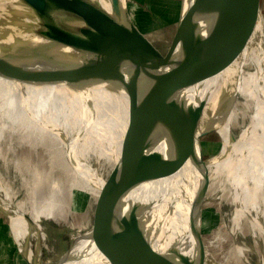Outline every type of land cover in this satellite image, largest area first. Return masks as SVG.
Returning a JSON list of instances; mask_svg holds the SVG:
<instances>
[{
	"label": "water",
	"instance_id": "obj_1",
	"mask_svg": "<svg viewBox=\"0 0 264 264\" xmlns=\"http://www.w3.org/2000/svg\"><path fill=\"white\" fill-rule=\"evenodd\" d=\"M20 1L29 8L25 16L33 18L20 22L29 37L0 41L1 76L78 91L102 84L123 92L128 102L110 156L86 160L96 194L71 189L67 220L57 221L54 250L45 248L41 219L20 211L30 230L22 244L14 240L26 263L213 264L204 235L214 222L213 208L205 203L216 197L228 201L231 194L223 186L212 195L208 165L221 157L217 127L233 108H245L241 74L258 68L264 76L262 0H180L161 45L135 24L127 0H111L106 17L94 0ZM87 20L89 29L95 28L81 24ZM104 37L132 60L128 67L121 69L124 61L118 59L99 65L88 58L91 50L83 40ZM70 51L79 52L78 58ZM214 90L217 107L209 100ZM238 131L239 125L231 127V139ZM212 132L220 146L207 154L203 137ZM177 178L178 200L165 217L170 231L159 232L166 220L150 226V218L160 214L167 179L170 184ZM9 203L0 194L8 222Z\"/></svg>",
	"mask_w": 264,
	"mask_h": 264
},
{
	"label": "bare ground",
	"instance_id": "obj_2",
	"mask_svg": "<svg viewBox=\"0 0 264 264\" xmlns=\"http://www.w3.org/2000/svg\"><path fill=\"white\" fill-rule=\"evenodd\" d=\"M4 1L10 2L8 10L13 14L25 16L29 13V8L20 0ZM93 4L102 17L112 12L111 0H94ZM20 22L21 20H15L14 24L19 25ZM90 22L91 20L82 21L81 24L87 30L95 28L93 25L89 29ZM262 29L264 34V24ZM83 41L89 44L91 50L88 58L97 61L99 65L107 62L114 64L118 59L124 61L121 65V69H124L132 62L122 49L115 46L110 37L102 40L85 38ZM69 55L78 58L79 52L70 51ZM240 79L239 91L245 97V108L241 111L233 108L225 122L217 127L222 147L221 157L213 158L208 165L211 191L213 195L218 188L227 186L231 194L229 201L234 205L232 220L235 225L239 226L242 217L247 218L254 231L252 234L263 236L264 76L258 69H253L244 71ZM216 98L217 92L214 90L209 98L211 107L218 106ZM127 108V96L123 92L111 91L102 84L78 91L63 84H35L0 75V138L5 135L10 137L13 133L16 137L26 139V142L39 138L42 145L54 148V154L62 157L60 161L70 175L66 183L60 178L49 177L46 184L38 185L33 191L30 190L31 193L23 201L16 202L17 207L14 209L9 203L13 200L9 197L7 188L0 182L1 194L10 205L8 218L11 229L19 244H22L30 230L29 223L20 211L29 212L35 220L50 218L63 221L65 218L67 220V206L73 187H81L96 194L91 184L94 179H91L92 173L89 172L86 160L89 161L92 156L98 159L110 156L125 126ZM236 115L240 116V120H236ZM235 125H239V131L231 139L229 130ZM169 180L167 179L166 185L170 187L163 190V199L159 205L160 214L153 213L149 222L150 226H154L159 221L162 223L166 220L165 224H161L162 228L158 227V231L162 230L164 233L170 231L169 218L165 217L171 210L172 203L178 200L176 191L180 186L179 178L173 179L170 184ZM232 232L234 234L233 230ZM155 244L158 246L159 241ZM237 249L243 252L241 245H237Z\"/></svg>",
	"mask_w": 264,
	"mask_h": 264
},
{
	"label": "rangeland",
	"instance_id": "obj_3",
	"mask_svg": "<svg viewBox=\"0 0 264 264\" xmlns=\"http://www.w3.org/2000/svg\"><path fill=\"white\" fill-rule=\"evenodd\" d=\"M6 3L8 5H5ZM179 3L180 0H127V7L135 24L153 42L160 43L161 45L163 43L162 40L176 18ZM9 7L10 2L0 0V41L8 43L15 41L18 39L19 33L23 34L21 37H29L27 26L16 25L14 21L32 20L33 18L30 19L31 17L28 16L13 14L8 10ZM211 140L217 141L218 145H216V142L211 143ZM203 141L207 142V145L204 147L207 154L214 148L217 150L220 146V138L216 132L204 136ZM54 153V148L45 147L41 144L39 138L34 139L32 142H26V139L16 137L15 133L10 137L5 135L0 138V182L7 188L11 200L15 202L23 201L38 185L46 184L49 177L60 178L66 183L70 175L60 161L61 156H57ZM217 193H220V191L218 190ZM232 205L229 199L226 201L218 197L205 203V206L213 208L214 222L204 235L213 255L214 263L262 264L264 261V236L252 234L254 231H252L247 218L242 217L239 226H236L232 220L234 213V205ZM8 220L11 229V221L9 218ZM41 224L45 230V236L42 235L44 237V245L47 252H50L59 244V240L56 237L57 221L50 218H41ZM11 233L13 235L12 229ZM256 233L259 232L256 231ZM237 245L243 247V252L237 249Z\"/></svg>",
	"mask_w": 264,
	"mask_h": 264
},
{
	"label": "crops",
	"instance_id": "obj_4",
	"mask_svg": "<svg viewBox=\"0 0 264 264\" xmlns=\"http://www.w3.org/2000/svg\"><path fill=\"white\" fill-rule=\"evenodd\" d=\"M262 10L264 14V0H262ZM6 220L0 210V264H27L17 248L14 235Z\"/></svg>",
	"mask_w": 264,
	"mask_h": 264
}]
</instances>
